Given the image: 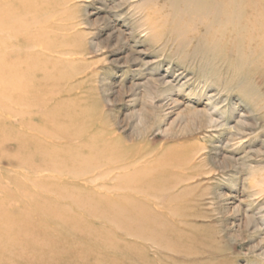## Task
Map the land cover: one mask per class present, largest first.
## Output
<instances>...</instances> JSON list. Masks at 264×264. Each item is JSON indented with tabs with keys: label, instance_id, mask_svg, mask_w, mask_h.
I'll return each instance as SVG.
<instances>
[{
	"label": "rangeland",
	"instance_id": "rangeland-1",
	"mask_svg": "<svg viewBox=\"0 0 264 264\" xmlns=\"http://www.w3.org/2000/svg\"><path fill=\"white\" fill-rule=\"evenodd\" d=\"M197 6L0 0V264H264V25Z\"/></svg>",
	"mask_w": 264,
	"mask_h": 264
},
{
	"label": "bare ground",
	"instance_id": "bare-ground-1",
	"mask_svg": "<svg viewBox=\"0 0 264 264\" xmlns=\"http://www.w3.org/2000/svg\"><path fill=\"white\" fill-rule=\"evenodd\" d=\"M195 1H197V0H195ZM200 1L201 2L203 1L202 2L203 4ZM235 1L236 0H198L199 6H197V9H199V11H201L204 14L211 15L212 21H219L222 23V25H225V27H228V28H235V29H242V30L246 29L251 35H253L255 37V39H257L258 38L257 36H261L262 34L255 35L257 32L256 31L252 32V27H254L255 29L256 28L260 29V26H263L264 23H263V21H260V18H258V17L254 18L252 20H250L249 17L247 18L248 15L246 16V9H247V7H251V9H250L251 13H258L260 15V13L261 14L264 13V5L261 3V1L260 2L256 1L254 4L251 1L252 2L251 4L247 3L245 5L235 6L234 5ZM244 16H245V18L243 20ZM242 30H241V32H242ZM0 45H2V43H0ZM15 67H16V69L13 70L12 68H15ZM7 69H9L8 73L10 74L9 78L7 79V83L11 85V86H6L7 92L13 93V92H15L14 90H18L17 88H19L22 91L24 89V85H21L20 83L14 82L15 78L13 75L19 74L18 73L19 70L17 69V65H15L14 67H9ZM10 71H12V73ZM5 82H6V80L0 76V85H1V83H5ZM25 139H26V136H22L19 140H25ZM31 143L33 146L36 144L35 141H32ZM36 147H38L37 144H36ZM25 262L27 263V261H25Z\"/></svg>",
	"mask_w": 264,
	"mask_h": 264
}]
</instances>
